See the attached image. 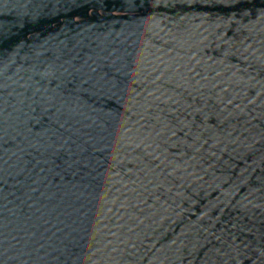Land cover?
<instances>
[{"label":"water","instance_id":"obj_1","mask_svg":"<svg viewBox=\"0 0 264 264\" xmlns=\"http://www.w3.org/2000/svg\"><path fill=\"white\" fill-rule=\"evenodd\" d=\"M0 264H264V0H0Z\"/></svg>","mask_w":264,"mask_h":264}]
</instances>
